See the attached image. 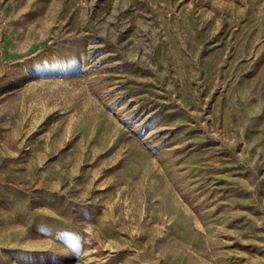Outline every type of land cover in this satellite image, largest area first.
<instances>
[{
	"label": "rangeland",
	"instance_id": "374dc122",
	"mask_svg": "<svg viewBox=\"0 0 264 264\" xmlns=\"http://www.w3.org/2000/svg\"><path fill=\"white\" fill-rule=\"evenodd\" d=\"M0 264H264V0H0Z\"/></svg>",
	"mask_w": 264,
	"mask_h": 264
}]
</instances>
